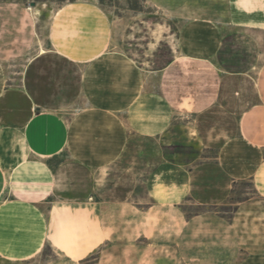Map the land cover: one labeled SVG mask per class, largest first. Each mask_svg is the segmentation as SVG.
<instances>
[{
    "label": "rangeland",
    "instance_id": "374dc122",
    "mask_svg": "<svg viewBox=\"0 0 264 264\" xmlns=\"http://www.w3.org/2000/svg\"><path fill=\"white\" fill-rule=\"evenodd\" d=\"M219 8L223 14L217 21L224 23L227 33L220 59L229 71L216 62L189 60H180L167 68L171 57L165 44L167 40L175 43L172 34L177 35L190 21L204 24L205 14ZM95 15L110 24L109 40L104 26L91 24L99 20ZM59 41L71 45L76 42L104 45L108 41L99 62L111 64L129 58L144 67L147 91L164 92L173 106L187 111L188 115L181 112L175 127L179 122L231 128L229 116L212 112H223L219 102L245 110L254 101V80L264 67V0H0L1 158L13 162V159L46 157L53 158L48 161L52 169L61 164L66 167L56 179L55 194L41 204L17 200L11 191L9 173L4 181L0 177V264H95L98 257L97 253L85 259L77 257L78 249L85 245L83 241H89L91 230L84 221H75L69 211L63 214L74 220L71 224L61 218L55 227L49 225L53 202L92 197L90 174L72 166L68 151L53 154L60 149L58 134L55 138L43 131L50 115L69 123L75 114L89 106L81 92V77L90 69L87 64L72 62L59 53L56 47ZM162 66L164 71H156ZM231 71L248 72V76L231 77ZM35 118L39 120L36 145L29 153L20 138L11 141V131H22ZM48 144L52 147H47ZM130 147L126 160L128 164L131 161V171L117 166L115 187L105 197L115 200L128 197L133 205L146 208L150 203L146 179L158 163L172 159L157 141L141 142L133 138ZM50 148L52 154L44 152ZM187 148L190 153L195 151L194 147ZM140 159L144 171L139 174ZM250 199H259L253 184L241 182L234 186L227 206H200L187 200L180 208L186 218L211 213L229 220L236 210L233 204ZM55 206L57 217L61 214L60 204ZM255 223L245 222L243 232L238 228L241 242L238 247L235 241L227 243V258L220 251L218 226L205 229L203 224L199 225L194 242L189 239L186 226L181 225L175 258L165 259L163 264H264V230ZM50 229L54 233L52 241L46 238ZM233 229L235 232L237 228ZM163 232L168 234L166 228ZM164 252L169 254L168 248Z\"/></svg>",
    "mask_w": 264,
    "mask_h": 264
},
{
    "label": "crops",
    "instance_id": "0c3cea01",
    "mask_svg": "<svg viewBox=\"0 0 264 264\" xmlns=\"http://www.w3.org/2000/svg\"><path fill=\"white\" fill-rule=\"evenodd\" d=\"M222 12L220 8L210 10L204 16V24L190 21L177 35L172 34L175 43L167 40L165 44L171 57L167 68L180 60H189L216 62L217 66L228 70L220 59L227 39L224 23L217 21L221 20ZM95 18L99 20L91 24L104 26L109 40L110 24L99 15ZM107 45L108 41L104 45L100 42L71 45L59 41L56 46L67 60L87 64L90 69L81 77V92L89 106L75 114L69 123L50 115L43 131L55 138L58 134L61 145L53 154L68 151L72 166L90 174L92 197L53 202L49 212L50 227H55L61 218L69 224L74 221L66 217L64 211L72 213L75 221H84L91 236L78 249L79 259L97 253L95 264H163V260L175 258L181 225L186 226L189 239L194 242L199 225L203 224L205 229L218 226L220 251L227 258V243L235 241L238 247L245 222L252 225L257 221L255 225L264 230V67L254 80L255 96L251 106L238 110L219 102L218 107L223 112H212L229 116L231 128L179 122L175 127L174 122L181 118V112L187 111L173 106L164 92L147 91L143 74L146 70L132 59L111 64L99 62ZM164 70L163 66L156 68L158 72ZM247 73L231 71L230 75L242 79ZM239 102H243L242 98ZM38 122L35 118L22 131L13 129L11 141L20 138L32 153ZM133 138L141 142L157 141L172 159L158 163L146 179L145 191L150 200L146 208L133 205L128 197L119 200L105 197L115 187L116 167L122 165L125 172L131 171V161L128 164L126 158ZM187 146L194 147L195 151L190 153ZM46 151L52 154L51 148ZM178 157L186 160L178 161ZM51 159L33 157L4 162L0 154V177L4 181L9 173L11 191L17 200L44 203L55 194L56 179L66 168L61 164L52 169L48 163ZM139 165L140 174L144 171L141 159ZM241 182L252 183L259 199L233 204L236 210L231 219L211 213L186 218L181 212L180 205L187 200L200 206H227L234 186ZM55 204H60L61 214L57 217H54ZM164 228L168 234H164ZM46 235L52 241L53 230H47ZM165 248L169 250L167 255Z\"/></svg>",
    "mask_w": 264,
    "mask_h": 264
}]
</instances>
